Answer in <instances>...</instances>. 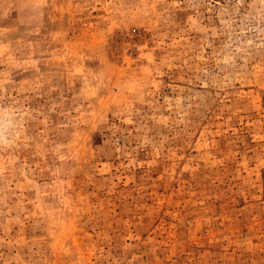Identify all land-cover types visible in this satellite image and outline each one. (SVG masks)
<instances>
[{
  "label": "rangeland",
  "instance_id": "1",
  "mask_svg": "<svg viewBox=\"0 0 264 264\" xmlns=\"http://www.w3.org/2000/svg\"><path fill=\"white\" fill-rule=\"evenodd\" d=\"M0 264H264V0H0Z\"/></svg>",
  "mask_w": 264,
  "mask_h": 264
}]
</instances>
